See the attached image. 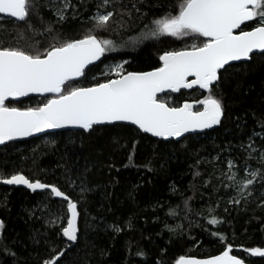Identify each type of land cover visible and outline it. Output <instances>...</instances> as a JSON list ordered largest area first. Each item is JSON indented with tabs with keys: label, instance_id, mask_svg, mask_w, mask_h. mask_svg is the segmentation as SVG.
Returning a JSON list of instances; mask_svg holds the SVG:
<instances>
[{
	"label": "trees",
	"instance_id": "1",
	"mask_svg": "<svg viewBox=\"0 0 264 264\" xmlns=\"http://www.w3.org/2000/svg\"><path fill=\"white\" fill-rule=\"evenodd\" d=\"M39 2L44 4V0ZM98 2L70 0L67 19L56 25L62 37L84 35L92 27L88 18L97 11ZM122 3L127 7L120 11H132V17L118 11L110 31L99 34L113 39L118 47L106 54L103 63L86 71L81 80L85 86L105 81H91V77L106 61H128L126 71H151L160 66L159 56L165 51H178L202 40L142 36L153 19L167 12L175 14L180 0ZM134 3L139 14L131 9ZM40 13L46 22H55L53 10L41 7ZM31 20L43 31L36 16ZM0 23L16 34L11 20ZM36 39L42 41L41 49L50 42ZM133 40L134 45L128 43ZM11 43L25 47L28 42ZM217 94L225 108L221 125L180 141L154 139L130 125H110L96 127L91 135L68 130L0 147V176L20 173L33 181L55 184L79 201L81 213L79 241L71 244L60 231L67 226L66 202L52 197L47 189L33 192L22 185L0 184V219L5 225L0 233V264H43L62 250L65 254L57 264H176L181 256L210 257L229 245L239 258L245 249L264 248L261 181L257 179L252 186V195L246 193V199L234 204L230 201L236 191L218 178L224 160H234L238 170L247 164L257 166L252 149L264 150V56L255 54L249 62L229 66ZM204 95L181 92L171 95L170 105ZM35 100L11 105L35 107ZM82 182L88 189L83 195ZM213 218L218 223L210 224ZM243 261L264 264L260 257Z\"/></svg>",
	"mask_w": 264,
	"mask_h": 264
},
{
	"label": "snow or ice",
	"instance_id": "2",
	"mask_svg": "<svg viewBox=\"0 0 264 264\" xmlns=\"http://www.w3.org/2000/svg\"><path fill=\"white\" fill-rule=\"evenodd\" d=\"M41 7L53 10L55 22L45 21ZM70 7V0H44L43 5L39 0H0V21L11 20L16 33L13 35L0 23V145L50 130L79 129L80 134L91 135L101 125L130 124L142 133L165 141L212 129L221 125L225 115L223 100L217 94L223 73L232 62L249 61L253 54L264 56V0H180L175 14L167 12L153 19L142 36L202 38L200 43L178 51H165L159 56L160 66L154 70L126 71L124 64L118 63L109 66L104 82L79 86L86 69L90 70L89 66L97 61L103 63L102 58L107 59L106 54L118 47L113 39L101 38L99 34L110 31L118 11L129 19L132 11H120L127 7L122 0H99L97 11L88 18L92 27L80 38L70 39L62 37L56 27L67 19ZM131 9L139 14L138 4H132ZM32 16L44 25L43 31L33 25ZM249 24L252 27L246 30ZM36 37L50 42L41 49L42 41ZM21 39L28 42L27 46L11 43ZM128 43L134 45L136 41ZM182 89H198L207 95L195 103L184 102L182 106H172L160 98L161 93H180ZM31 94L45 97L44 102L24 109L11 105V101ZM260 163L261 169H245L251 178L227 185L236 191L231 203L239 204L247 198L246 193L252 195L257 179L264 187V153ZM228 167L231 171V161ZM235 176L232 173L228 178L235 181ZM0 184L22 185L33 192L47 189L52 197L66 202L69 216L67 226L60 230L61 235L71 244L78 243L79 201L55 184L33 181L20 173L0 176ZM87 191L82 182L81 195ZM209 223L218 221L213 218ZM4 227L0 220V233ZM245 251L264 257V249L259 247ZM231 252L229 245L221 255L211 259L181 256L176 264H244L242 259L230 255ZM64 254L62 250L43 264H57Z\"/></svg>",
	"mask_w": 264,
	"mask_h": 264
},
{
	"label": "rangeland",
	"instance_id": "3",
	"mask_svg": "<svg viewBox=\"0 0 264 264\" xmlns=\"http://www.w3.org/2000/svg\"><path fill=\"white\" fill-rule=\"evenodd\" d=\"M193 43H198L196 41H194ZM128 61H124V60H118V61H113V60H109V61H106L100 72L98 74H96L95 76L91 77V81H96V80H99V79H107L108 77L105 75V73L108 71V68L109 66H112L114 67L116 64L118 63H123L124 64V67L126 66ZM125 69L127 70V68L125 67ZM79 86H85L84 82L83 81H79ZM200 91H197V93H199ZM171 95L173 94H165V95H162L160 96L161 99H164L166 100L169 104L171 102ZM207 95V94H206ZM44 98H36V100L33 102V104L35 105V107H37L36 105L39 103L40 100H42ZM44 102V101H42ZM28 105V103H27ZM252 148V146H251ZM253 149H256V151H253ZM252 149V153L255 155V157H252L254 159H257L256 161L258 162L257 166H250V164H247V165H243L241 168H239V170L237 169L234 160H224V163H225V166H224V169L218 171V178L222 181V182H227V183H236V182H239L240 180H246V179H249L251 177H248L246 175V172H245V169H249L250 171H254L256 169H260L259 166L261 165L260 163V156L262 153H264V150L263 149H257V148H253ZM231 161L232 164H233V167L231 169V171L229 170V167H228V162ZM232 173H235L236 176H235V181L233 180H230L228 177L232 174ZM229 189V188H228ZM39 190V189H38ZM231 202V201H230ZM261 249H264V248H261ZM255 257H259V256H252L250 254L249 251H247L243 258H241L242 260H251L252 258H255ZM260 258H264V257H260Z\"/></svg>",
	"mask_w": 264,
	"mask_h": 264
},
{
	"label": "water",
	"instance_id": "4",
	"mask_svg": "<svg viewBox=\"0 0 264 264\" xmlns=\"http://www.w3.org/2000/svg\"><path fill=\"white\" fill-rule=\"evenodd\" d=\"M247 30H250V29H247ZM253 55H255V54H253ZM103 60H104V58H102ZM252 59V58H251ZM250 61V60H249ZM249 61H238V62H232V65L233 64H238V63H242V62H249ZM99 63H101V62H99V61H97L96 62V64L95 65H97V64H99ZM92 66H94V65H90L89 66V68L90 67H92ZM229 67V66H228ZM88 69H86V71H87ZM84 77H82L81 79H80V81L83 79ZM196 90H198V89H182L181 90V92H188V93H190V92H192V91H196ZM200 92H202V90H199ZM180 92V93H181ZM180 93H170V94H173V95H179ZM165 94H168V93H161L160 94V96H162V95H165ZM203 94H207V93H203ZM45 98V97H41V96H39L38 94H31L30 96H28V97H21V98H19L18 100H16V101H11V102H19V101H22V100H25V99H29V98ZM184 102H189V103H195V101H184ZM184 102H182L179 106H182L183 105V103ZM223 119H224V117L222 118V121H223ZM125 125H130V124H125ZM101 126H110V125H101ZM130 126H133V127H135L134 125H130ZM220 125H218V126H214L212 129H206V130H203V131H197V132H194V133H186L183 137H180L179 139H175V138H172V139H170V140H167V141H180V140H182V139H184L185 137H187V136H189V135H193V134H204V133H206V132H208V131H211V130H213V129H215V128H217V127H219ZM96 127H100V126H96ZM136 128V127H135ZM137 129V128H136ZM68 130H79V129H63V130H50V131H47V132H44V133H39V134H36V135H34V136H32V137H27V138H23V139H19V140H14V141H8V142H6L5 144H3V145H0V147H3V146H5V145H7V144H9V143H11V142H22V141H29V140H32V139H34V138H39V137H43V136H45V135H49V134H53V133H57V132H63V131H68ZM138 130V129H137ZM142 133V132H141ZM143 134H145V133H143ZM145 135H148V136H150V134H145ZM150 137H152V136H150ZM152 138H154V139H158V140H163V139H161V138H157V137H152ZM165 141V140H164ZM1 220V219H0ZM226 250V249H225ZM225 250H223L221 253H219V254H217V255H214V256H210V257H205V258H199V257H195V256H185V257H187V258H196V259H201V260H203V259H211V258H213V257H216V256H219V255H221ZM230 255H233L232 253H230ZM233 256H235V255H233ZM235 257H237V256H235ZM237 258H239V257H237ZM241 259V258H240ZM244 264H248V263H246V262H244Z\"/></svg>",
	"mask_w": 264,
	"mask_h": 264
},
{
	"label": "flooded vegetation",
	"instance_id": "5",
	"mask_svg": "<svg viewBox=\"0 0 264 264\" xmlns=\"http://www.w3.org/2000/svg\"><path fill=\"white\" fill-rule=\"evenodd\" d=\"M197 91V90H196ZM11 103H13V102H11Z\"/></svg>",
	"mask_w": 264,
	"mask_h": 264
}]
</instances>
